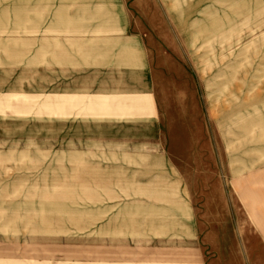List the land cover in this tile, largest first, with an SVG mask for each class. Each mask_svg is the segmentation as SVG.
I'll list each match as a JSON object with an SVG mask.
<instances>
[{
  "label": "rangeland",
  "instance_id": "obj_1",
  "mask_svg": "<svg viewBox=\"0 0 264 264\" xmlns=\"http://www.w3.org/2000/svg\"><path fill=\"white\" fill-rule=\"evenodd\" d=\"M0 264H264V0H0Z\"/></svg>",
  "mask_w": 264,
  "mask_h": 264
}]
</instances>
